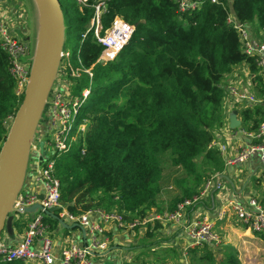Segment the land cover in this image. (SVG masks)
Returning a JSON list of instances; mask_svg holds the SVG:
<instances>
[{
  "label": "trees",
  "instance_id": "trees-1",
  "mask_svg": "<svg viewBox=\"0 0 264 264\" xmlns=\"http://www.w3.org/2000/svg\"><path fill=\"white\" fill-rule=\"evenodd\" d=\"M59 3L64 44L69 35L79 42L76 65L92 73L71 77L70 93L79 103L77 123L85 122V128L69 152L54 157L62 205L72 215L99 209L119 213L125 222L145 218L161 190L165 155L170 166L183 174L178 193L169 199L172 212L177 203L198 193L209 172L223 168L218 152L209 145L214 129L223 122V82L235 65L248 63L264 98L263 76L227 21L232 13L264 35V0H201L198 8L182 13L178 0ZM99 3L104 4L98 14L100 33L115 17L137 24L112 61H98L102 45L94 35V17ZM9 66L0 41V142L8 129L5 121L14 116L23 97L14 93ZM263 120L261 105L242 112L247 131H256ZM43 219L49 230L58 225L48 215ZM23 224L22 216L13 219L16 229ZM159 227L156 223L146 237H153V229ZM206 258L211 262V255ZM0 264L27 263L0 259Z\"/></svg>",
  "mask_w": 264,
  "mask_h": 264
},
{
  "label": "built area",
  "instance_id": "built-area-1",
  "mask_svg": "<svg viewBox=\"0 0 264 264\" xmlns=\"http://www.w3.org/2000/svg\"><path fill=\"white\" fill-rule=\"evenodd\" d=\"M211 1L215 2L216 0ZM178 2V9L181 13L198 8L201 4V0H178ZM100 9H104L103 3L95 6L96 15L94 17L96 22L94 35L97 42L102 45L98 61H112L131 39L135 26L115 17L109 27L100 33V25L98 24ZM25 18L26 11L20 1L0 7V41L9 56V72L15 81L14 93L18 97L23 96L30 66V45L27 38L29 35L19 36L20 33L15 31ZM227 21L236 30L243 52L247 56L253 57L259 72L264 75V38L252 37L247 25L237 21L232 13L227 17ZM62 58L54 82L55 86L64 79H66L65 83H68L65 72L62 71L64 62L69 69L67 76L75 77L80 72L92 76L90 68L81 69L80 66H72L70 53L64 48ZM77 62L80 63L78 55ZM69 87L62 94V96L70 98L63 105L66 109H62L59 114L55 115V121L50 122V130L56 124L54 131H49L47 134L49 139L46 141L47 135H45L42 141L43 144L45 142L49 145L50 153L45 152L40 160L31 162L26 174V181L15 199L14 207L23 209L33 203H39L44 209H60L57 215L63 220L67 219L81 225L88 234V240L83 244L73 241L66 242L60 248L59 256L55 257L53 256L54 243L50 236L49 226L43 219L44 213L42 211H35L31 214L14 213L16 219L20 216L23 219L25 217V226L21 239L16 244L10 245L0 240V259L2 260L20 259L28 264H33L37 260L44 264H93L91 257L94 253L105 252L109 249L110 241L104 235L106 224L113 223L116 228L122 230H134L146 227L151 220L146 216L142 219L137 218L125 222L119 213L99 209L80 215H72L62 205L60 183L53 173L54 157L69 152L71 142L76 141L85 128V122L77 123L76 113L79 103L68 92ZM229 92L235 101L245 102L248 108L252 105L261 104L264 112V98L258 99L253 94L248 93L246 88L239 86L230 88ZM87 93V90H84L82 95L86 96ZM11 119L12 117H9L7 121H11ZM74 124H76L75 127ZM238 134L249 139L250 143L247 146L238 147L230 156L226 154L223 143L213 141L211 146L225 155L227 165L234 167H241L249 157L257 155L259 166L264 170V120L255 132L238 129ZM202 186L196 195L183 199L176 204L172 212H168L167 218L169 220L182 224L184 238L188 240L183 251V257L190 249L203 246L212 247L219 242V234L214 227L215 223H220L225 229H233L230 231H235V226L240 225L251 233L264 237V190L261 198L255 195H246L241 199L229 196L224 191L223 181L214 174L209 175ZM39 195H42L41 199H39ZM215 199L217 204H213ZM208 201L212 206L211 209H208ZM193 209L195 210L192 211ZM188 212H191L189 220ZM155 219L159 220L160 217L155 215ZM129 258L128 255L127 259Z\"/></svg>",
  "mask_w": 264,
  "mask_h": 264
},
{
  "label": "crops",
  "instance_id": "crops-1",
  "mask_svg": "<svg viewBox=\"0 0 264 264\" xmlns=\"http://www.w3.org/2000/svg\"><path fill=\"white\" fill-rule=\"evenodd\" d=\"M13 1L15 0H7L5 2H0V7L5 6L6 4L9 3H13ZM25 20L17 27V29H15V31L20 33V35L22 36L30 34V30H28L27 24L25 26V23H27ZM245 24L247 25L249 33L252 37L256 39L264 38L263 32L258 30L254 24L252 23H245ZM262 76L264 79V75ZM235 86L244 87L246 88V91L248 93L253 94L258 99H262L259 93L260 92L259 88L254 80V74L250 72L248 63L246 61H242L237 65H235L232 68V71L226 76L223 82V89H224V98L222 102L223 122L221 126H218L216 127V129H214L213 139L211 141V143L213 141L218 143H223L226 149L225 152L229 156L234 154L235 150L238 147L247 146L250 143L249 139H247L241 134H238V129H243L245 131L248 130L247 127H245L242 124L243 110L245 109L252 110L256 107V105H261V104H256L248 108L246 107L247 104L245 102L235 101V98L229 92V89ZM250 132H255V131H250ZM211 143L209 147L211 149H214V147L211 146ZM216 151L218 152L219 157L223 162V168L220 172L215 171L208 174L217 175L219 179L223 181L225 185V190H224L225 193L229 196H234L239 199H241V197H245L246 195H255L256 197L261 198L264 190V170H262L259 166L257 155H252L251 157H249V159L241 167H234L232 165H227L225 160V155L220 153L218 150ZM40 157L41 155L38 157L39 160L41 159ZM209 201L211 200L209 199ZM209 201H208V205H209L208 209H211L212 206L209 203ZM213 204H217L216 199L214 200ZM194 210L195 209H193L192 211ZM187 217L188 220L191 218V212H188ZM64 222L67 225H72L74 223H77L74 221H69L67 219H64ZM167 223L161 225V229L163 232L165 230L171 232L169 234L170 238L167 239L168 241H165L167 243L165 245L167 246L174 245L178 251L181 250L180 255L183 257L184 256L183 251L188 242V240L184 238L182 232L183 226L181 223H175L171 221ZM24 226L25 224L22 225V228L20 230L12 226L11 235L5 232V234L1 238V241L10 245L16 244L21 239ZM214 227L218 232L219 236L222 234H227V232L230 233V235L233 238H235L237 242L241 244V247L242 246L249 247L252 243H256V244L264 243V237L257 234H253L245 227L240 225L235 226V231H230L233 229L228 230L229 228L225 229V227L221 226L220 223H215ZM104 229H105L104 235L110 241L109 249L105 252L94 253L91 257L92 263L93 264H135L133 263V261L136 260L135 258L136 255L133 253H136V251L131 250L132 249L131 247L134 248L140 247L143 243H140V245L139 244L136 245L137 241H134L133 238L129 237L130 235L129 232L131 231L133 232L134 230L118 229L115 227L113 223L106 224L104 226ZM144 234L146 236V233ZM50 236L52 237L54 243L53 256L55 257L59 256L60 248L66 242L73 241L79 244H83L88 240V234L85 230L83 233L78 226H74L72 228H65L59 223L54 229L50 230ZM240 241H242V243ZM146 244H148V242ZM137 250L139 254L141 249L137 248ZM130 252H132L133 255H130L131 258L127 259V256L129 255ZM33 264H44V263H42L40 260H37ZM70 264H74V263H70Z\"/></svg>",
  "mask_w": 264,
  "mask_h": 264
},
{
  "label": "water",
  "instance_id": "water-1",
  "mask_svg": "<svg viewBox=\"0 0 264 264\" xmlns=\"http://www.w3.org/2000/svg\"><path fill=\"white\" fill-rule=\"evenodd\" d=\"M31 1L34 39L32 37L29 75L21 103L0 145V240L3 231L11 235L14 213L31 214L35 211H42L65 228L78 226L84 233V228L78 223L67 225L53 208L44 209L39 203L23 209L14 207L29 170L30 148L57 77L65 39L64 17L59 0ZM42 146L43 142H39L41 152ZM41 198L42 195H39Z\"/></svg>",
  "mask_w": 264,
  "mask_h": 264
},
{
  "label": "rangeland",
  "instance_id": "rangeland-1",
  "mask_svg": "<svg viewBox=\"0 0 264 264\" xmlns=\"http://www.w3.org/2000/svg\"><path fill=\"white\" fill-rule=\"evenodd\" d=\"M20 1L21 5L24 7L26 11V22L28 30H30L29 37V45L31 48L32 37L34 39V31H33V19H32V1L31 0H15L13 3ZM21 36L20 34H18ZM69 39L67 45L64 44L63 48L69 51L70 53V62L72 66H77V52L79 47V42L73 39L69 35ZM63 59V58H62ZM65 61V60H64ZM63 64V63H62ZM66 68V69H65ZM69 69L66 66V62H64L62 66V71L65 72L67 77L66 79L61 80L58 85H54L52 91L50 92L46 104L43 110V118L40 120L39 127L36 132L35 141L30 148V163L33 160H37L38 157L45 152H49V145L44 142L43 144V152H41L39 148V142L44 140V136L48 134L50 131H54V127L50 130L51 123L55 121V115L59 114L62 109H66L63 105L70 100L69 97L62 96L63 91L66 90L69 86L72 89V78L67 76ZM65 77V76H64ZM66 84V86H63ZM68 92L70 93V87ZM10 121H5V126H9ZM76 124H74V127ZM79 138V137H78ZM77 138V140H78ZM49 139V135H47L46 141ZM76 140V141H77ZM76 141L71 142V149ZM1 145V142H0ZM35 162V161H34ZM161 190L156 199V205L153 206L147 213V217L151 220L148 222L146 227H141L134 229V231L129 232V237L133 238L134 241H137L136 245L143 243L140 247H131V250L136 251L133 253L136 255V260L133 261L135 264H228L229 258L231 259V263L229 264H264V243H252L249 247H241V244L237 242L235 238H233L230 233L222 234L219 236V242L214 246L207 247H199L196 248L195 252L189 251L185 257H182L181 250H177L174 245H165L167 244L165 241L170 238L169 231L165 230L164 232L161 229V225L165 224L169 221L168 216V205L169 199L172 198L179 191V181L182 179V172L175 171L173 167L167 161V156L163 155L161 160ZM211 173V172H209ZM209 176V175H208ZM203 182L200 184L198 191L202 189ZM22 190V189H21ZM155 215L160 217L159 220L155 219ZM15 218V215H14ZM13 218V219H14ZM156 223L160 225L159 228H155L154 236L148 238L145 236L147 230H151L156 226ZM168 224V223H167ZM145 228V229H144ZM152 230V231H153ZM5 234V231L2 232V236ZM246 240V239H245ZM148 242V244H146ZM242 243V241H240ZM143 247V248H142ZM137 248H140V252L138 254ZM179 252V254H178ZM132 252L129 253L133 255ZM180 255V256H179ZM206 255H211V262ZM131 258V256H130Z\"/></svg>",
  "mask_w": 264,
  "mask_h": 264
},
{
  "label": "bare ground",
  "instance_id": "bare-ground-1",
  "mask_svg": "<svg viewBox=\"0 0 264 264\" xmlns=\"http://www.w3.org/2000/svg\"><path fill=\"white\" fill-rule=\"evenodd\" d=\"M87 92H88V91H87ZM25 181H26V180H25ZM24 183H25V182H24ZM55 211H56V209H55ZM55 211H54V212H55ZM55 214H56V213H55Z\"/></svg>",
  "mask_w": 264,
  "mask_h": 264
}]
</instances>
